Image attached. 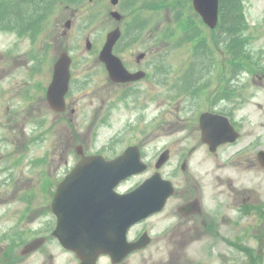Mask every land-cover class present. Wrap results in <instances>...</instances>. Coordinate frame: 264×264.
Wrapping results in <instances>:
<instances>
[{
  "label": "rangeland",
  "instance_id": "rangeland-1",
  "mask_svg": "<svg viewBox=\"0 0 264 264\" xmlns=\"http://www.w3.org/2000/svg\"><path fill=\"white\" fill-rule=\"evenodd\" d=\"M242 4L249 26L247 37L252 63L239 61L240 72L234 75L232 72L236 67L234 64L229 65L228 53L215 51L209 57L215 64V70L199 85L204 88L203 91L196 95H193L192 91L190 94L182 92L179 85L190 71L191 60L195 61V51L189 42L175 48L176 44L170 39L165 42L156 41L157 33L167 28L173 20L171 12L163 11L161 17L154 19L155 34L146 35L136 48H132L135 49L136 56L141 52L147 53L143 65L146 66L149 61L156 62L162 69V75L159 76L155 66L152 67V85H149V89L144 93L147 88L144 84L142 92L132 97L134 101L129 105L116 103L115 88L107 86L110 81L103 75V64L97 58L107 33L118 25L110 14L115 9L122 14L121 3L114 8L110 0H85L79 10L74 7H59L48 21L47 30L35 41L26 36L21 39L11 31L0 33V162H7L9 158L3 153L14 155L12 151L17 145H23L21 152L26 153L11 158L20 165H25L23 173L21 171L22 183L16 180L17 185L12 181L5 185L6 178L0 177V264L6 263L3 251L8 244V241H1L3 235L18 229L29 231L30 239L42 235L48 236L49 239L38 253L27 259H20L17 264H79L75 254L58 246L54 239H50L51 232L45 229L50 222V226L54 227L52 215L47 216L44 212L50 198L45 193L44 178L34 172L28 161H32L36 156L44 159L48 163L44 170L49 174L60 134L53 131L46 136L42 135L40 142L36 141V123L31 116L36 102L33 98H19L30 97L36 88H44L50 64L62 51H68L71 57L76 59L72 96L79 99L80 111L74 123L81 132L80 135L74 136V152L78 145H83L85 150L101 151L102 154L113 157L128 146L137 144L141 146L144 159L149 164L147 172L124 182L120 187L121 192L134 189L151 176L156 171L155 163L158 157L166 149L170 150L171 158L161 172L165 178L173 181L179 192L193 185V178L202 184H208L209 178L214 176L215 172L233 178L234 181L241 179L258 190L261 183L264 185V168L258 159V152L264 150V0H242ZM189 5L191 8L190 2ZM30 8H25L26 16L33 14L34 10L29 11ZM152 13L144 12L143 16L150 18ZM69 21L71 27L67 29L66 23ZM38 26L39 24L28 25L29 28ZM88 38L93 42V49L90 51L86 49ZM224 40L223 37L220 46ZM44 48L49 50L46 62L41 53ZM10 50H14V57L5 59L4 53ZM35 57H44V61L37 65L38 62H34ZM79 59L80 64L77 63ZM32 69H40L41 73H31ZM26 70L31 78L28 81ZM79 80H85L87 85L77 91L75 86ZM156 80H159L158 84ZM226 80L231 87H227L224 93L233 96V100L219 98L223 96L220 93L224 90ZM18 91L20 94L15 97ZM218 94L219 96H216ZM101 100L109 102L106 109L99 112ZM208 108L229 110L234 116V121L241 126L243 134L236 145L222 149V155L217 160H205L207 149L200 145L202 141L198 130V117ZM43 117L50 115L44 114ZM15 124L18 126L13 128ZM192 148H196V152L188 159L187 169L182 171L181 165ZM244 152L247 155L243 159ZM76 158L74 154V159ZM231 160H234V163L227 164ZM217 164L224 166L219 167ZM221 169L223 170L220 171ZM12 191L21 194L23 202L9 199L8 195ZM261 192L264 193V186ZM221 195L224 199V213L238 219L237 204L232 202V198H224V193ZM212 197L213 193L208 191L205 195V209L217 208L213 206ZM185 198L186 196H175L163 213L153 216L136 228L137 232L148 230L155 243L148 249L133 254L123 264H195L198 259V264H237L236 259L241 260L237 249L224 241H218L217 246L210 245L208 237L199 236L192 223L187 222L182 230L180 228L178 237L174 236L176 229L169 232L179 221L174 210ZM28 207L31 208V214L28 213ZM16 209L22 210L20 214L24 213L27 219L22 222L20 216L12 215ZM33 213L36 218L32 222L29 219L33 217ZM250 220L253 223L252 218ZM231 222L233 224L232 219ZM238 227L236 230H233V225L221 227L220 232L225 237L224 240H241L244 229L241 224ZM252 228L254 226L250 224V230ZM261 229L264 234V226H261ZM253 234L258 233L252 232ZM252 243L250 239L251 246ZM240 263L238 261V264ZM99 264L112 263L109 257H106L101 258Z\"/></svg>",
  "mask_w": 264,
  "mask_h": 264
},
{
  "label": "water",
  "instance_id": "water-1",
  "mask_svg": "<svg viewBox=\"0 0 264 264\" xmlns=\"http://www.w3.org/2000/svg\"><path fill=\"white\" fill-rule=\"evenodd\" d=\"M193 1L204 21L214 28L218 23L219 0ZM113 3H117V0H113ZM114 15L119 17L116 13ZM118 37L119 30L112 32L101 54L113 76L126 72L120 60L112 54ZM64 65L63 59L60 60L49 89L50 95L66 83L68 87L69 63L62 72ZM142 75L139 72L121 80H135ZM217 118L210 113L201 116V127L206 139L211 134L212 119ZM260 156L264 161V152ZM167 158L168 153L163 154L157 168ZM146 168L136 147L127 149L114 160H107L101 155L83 156L61 184L53 203V210L58 216L54 235L64 248L76 253L80 264H97L101 254L110 255L112 262L117 264L148 244L146 235L137 242H128L127 232L137 222L164 208L167 199L174 193L172 183L163 179L160 173H155L131 192L117 194L114 191L119 183L131 175L144 172ZM41 243L42 240H37L30 247L35 249Z\"/></svg>",
  "mask_w": 264,
  "mask_h": 264
},
{
  "label": "flooded vegetation",
  "instance_id": "flooded-vegetation-1",
  "mask_svg": "<svg viewBox=\"0 0 264 264\" xmlns=\"http://www.w3.org/2000/svg\"><path fill=\"white\" fill-rule=\"evenodd\" d=\"M123 45L122 43H117V45L114 48V54L119 56L122 61L124 62L126 68L131 72H136L138 70H146L149 71L153 65L152 61L147 62V65H143V62L146 61L147 56L141 60L138 59L137 56H135V49H127V48H121ZM118 46V47H117ZM123 50V51H122ZM76 62V59L72 57V80L71 82L74 83L75 80V73H74V64ZM56 63V62H55ZM78 64L81 63V59L78 60ZM54 66L50 70V79L45 83L44 88L42 89H35V92L31 94L30 97H22L19 96V98L23 99H31L33 98L36 102V106H33V114L31 115L34 117L35 123H36V132L37 136L34 137L36 141H41L42 135H47L52 133L53 131L59 132V140L57 141V146L54 150L55 156L52 157V165L50 163L49 167V174L46 173L44 170L45 167L48 166V163H46L45 160L41 161L40 166L36 167V169H39V177H43L45 179V183L49 185L47 189V196H49L51 202L55 199L57 195V191L59 188V184L63 181L66 174L71 172L73 168L77 165L78 159H74V136L80 135V132L77 128V125L74 123L77 121L75 119L76 115L80 111L79 107V99L74 98L72 96L73 94V87L69 89V92L65 96V105L64 107H57L53 108L47 98V90L48 86L53 78L54 75ZM103 75L108 77V73L106 71L105 65L103 64ZM150 72H147V75L145 78L136 81V82H130V83H114L112 81L108 82L107 86H113L115 88V92L118 95L116 99L117 104H124L128 105L132 101L131 96L137 92L136 89H139L142 92V86L144 84L147 85V88H145L144 93H146L147 89H149V85L152 84ZM152 75V74H151ZM151 82V83H150ZM82 85H80V88ZM83 89V88H81ZM77 89V91L81 90ZM4 91H2L3 93ZM126 92V95L129 94L127 97H123V93ZM143 93V94H144ZM20 94V91H18L15 95ZM125 95V96H126ZM109 101L101 100L100 101V108L99 112H102L106 109V106ZM34 104V103H33ZM9 109V107H8ZM44 114H49L50 117L44 118ZM12 117V116H11ZM230 118V117H229ZM231 123L234 125V127L241 132V130L238 128V125H236L232 119L230 118ZM18 126V124L13 125V128ZM91 131H89L90 134ZM86 135V134H85ZM242 136V132L240 135V138ZM239 138V139H240ZM238 139V140H239ZM237 140V141H238ZM236 141V142H237ZM235 142V143H236ZM234 143H225L222 144L221 147L217 150L215 153H208L206 155V159L211 160H217V158L220 157L218 154V151L222 148H227L233 146ZM201 145V144H200ZM23 148V145H17L16 149L12 151L14 155L21 154V149ZM202 147V145H201ZM207 147V146H205ZM83 152L87 154L84 151ZM90 152V151H89ZM142 152V151H141ZM196 152V148H192V150L189 152L187 159L184 161V163H188V159L193 156V154ZM88 154H92L91 152ZM87 154V155H88ZM6 156L7 153H4ZM231 156V155H230ZM229 156V157H230ZM143 157V156H142ZM246 157V154H243V159ZM240 159V157H239ZM219 167H223V165L217 164ZM22 166L16 162H0V177L6 178V181H16L19 178L20 175V169ZM221 169L220 171H222ZM215 172L214 176H211L209 178V183L202 184L200 181L196 180L193 185H189L188 188L181 189L179 192L177 190L176 195L186 196L184 199V202L179 204L175 210L174 213H177V218H179V221L174 224L168 231L173 232L174 229H176V232L174 233V236L177 237L180 235V228L182 225L188 222H193L195 228H197V233L199 236H206L210 239V243H212V239H214V243L222 242L223 239H225L224 236H222L220 232V228L224 227L226 225L232 226L235 228L233 230H236L238 226H242L244 229L243 234V240L241 242H232L228 239H226V243H229L231 247L236 248L238 253L241 255V260L236 259V263L238 264V261H240V264H264V234H262L261 226H264V193L261 192L263 188V183L260 184V188L251 187L248 182H244L243 180L239 179L234 181L233 178L225 177L222 175H218ZM223 188V189H221ZM118 192H121L120 185L116 188ZM223 190V192H222ZM213 193L212 202L213 206L217 207L214 209H205V195H207V192ZM221 193H224V198H232L234 203L237 204V209L239 213L238 219L231 218L227 216L224 213V199ZM17 196H19L18 193H13L11 195V199H15ZM174 196V197H175ZM173 197V198H174ZM195 201L197 204L199 203L201 206V209L197 210L194 207H188L184 210L180 209L181 206H185L188 203H192ZM36 205V203L34 204ZM197 210V211H195ZM186 212V213H185ZM188 212V213H187ZM193 212V213H192ZM52 217L54 224H57V217L52 212ZM251 216V217H250ZM36 218V215L33 214L32 221H34ZM250 218H252L253 223L251 222ZM231 219L233 221V224L231 222ZM142 223L135 225L129 232L130 237L133 240L139 239L145 232H149L147 230H143L142 232H137L136 228L140 226ZM250 224L254 226L252 230L250 231ZM176 225V226H175ZM174 227V228H173ZM239 228V227H238ZM252 232H257L258 234H253ZM135 234V236H134ZM252 235V236H251ZM256 235L258 237H256ZM134 236V237H133ZM174 238V237H171ZM250 239L253 241V245L250 246ZM153 238L150 240V244L145 248L148 249L150 246L154 244ZM235 245V246H233ZM18 249L15 248L12 251L11 255H14L18 257V259H26L21 251L16 252ZM142 249V250H145ZM140 250V251H142ZM240 251V252H239ZM38 252V251H36ZM36 252L32 254H36ZM138 252V251H137ZM136 253V252H135Z\"/></svg>",
  "mask_w": 264,
  "mask_h": 264
},
{
  "label": "trees",
  "instance_id": "trees-1",
  "mask_svg": "<svg viewBox=\"0 0 264 264\" xmlns=\"http://www.w3.org/2000/svg\"><path fill=\"white\" fill-rule=\"evenodd\" d=\"M71 1V0H65ZM75 2L76 0H72ZM85 1V0H84ZM149 7L155 11L162 13L166 9H170L172 16L177 18L176 30L170 29L172 38H177L184 43H193V48L197 54L199 49L209 50L211 53L213 47L210 39L203 34L201 23L193 18L192 13H188V1L186 0H151ZM4 10L0 8V19L3 17ZM1 26V23H0ZM248 24L244 14L242 0H220V24L218 33H215L212 40L216 48L219 49L220 42L224 37V47L229 52L232 62L235 66H240L239 61L249 58L246 52L249 43L247 37ZM3 28H0V30ZM220 32V35H219ZM200 53H203L202 51ZM199 58V57H198ZM209 58H206L204 63ZM205 66V65H204Z\"/></svg>",
  "mask_w": 264,
  "mask_h": 264
}]
</instances>
